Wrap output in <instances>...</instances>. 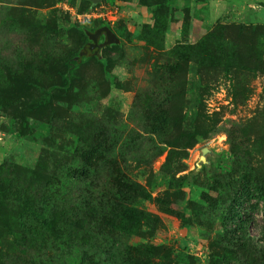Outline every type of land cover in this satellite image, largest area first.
<instances>
[{"label":"rangeland","instance_id":"obj_1","mask_svg":"<svg viewBox=\"0 0 264 264\" xmlns=\"http://www.w3.org/2000/svg\"><path fill=\"white\" fill-rule=\"evenodd\" d=\"M6 98L0 264H264V0H0Z\"/></svg>","mask_w":264,"mask_h":264},{"label":"trees","instance_id":"obj_2","mask_svg":"<svg viewBox=\"0 0 264 264\" xmlns=\"http://www.w3.org/2000/svg\"><path fill=\"white\" fill-rule=\"evenodd\" d=\"M161 23L162 22L157 16L156 25H160ZM79 28L83 32V34H85L86 40L89 41L88 36H87V30L82 26H80ZM106 47L107 46L103 48H106ZM202 50H203L205 58L207 60H210L212 58V55L208 53L206 42L202 44ZM79 54L77 56H79ZM87 58L99 59L100 57L83 56L81 60H77L76 58L71 59L67 63V70L64 73H62L61 84H52L47 87L46 86L39 87L37 94L34 96L33 99H31V101H27L23 98L27 93H29V91L31 90V87L29 85H22L20 87L22 89L21 90L22 94L17 98V101L20 103L19 107H21L22 110H19V107H15V112H17L18 114L21 113V114H27V115H30V113L33 112L34 117L39 118V119H47V117L55 110L56 104L58 102L65 101V99L67 98L68 91L71 88V84H72V73L75 71L76 65L82 63ZM0 104L2 107L5 108V111H7L6 109L8 105H11L7 98L4 99V101L0 100ZM181 134L182 135H178L175 138V140L180 141V139H182L183 137V133ZM186 137H187L186 139H189V136H187V134H186ZM161 254H162L161 259L166 260L168 259L170 252L166 248H161Z\"/></svg>","mask_w":264,"mask_h":264},{"label":"water","instance_id":"obj_3","mask_svg":"<svg viewBox=\"0 0 264 264\" xmlns=\"http://www.w3.org/2000/svg\"><path fill=\"white\" fill-rule=\"evenodd\" d=\"M93 3H99L101 0H91ZM87 36L89 43L83 47L79 56L76 57L77 60H81L83 56H98L100 57L101 48L111 45L119 44L120 38L109 26H101L94 31H87ZM103 38L102 41L100 39ZM208 152V149H203L201 160L205 162V155Z\"/></svg>","mask_w":264,"mask_h":264},{"label":"flooded vegetation","instance_id":"obj_4","mask_svg":"<svg viewBox=\"0 0 264 264\" xmlns=\"http://www.w3.org/2000/svg\"><path fill=\"white\" fill-rule=\"evenodd\" d=\"M102 40H103V38L100 39V41H102Z\"/></svg>","mask_w":264,"mask_h":264}]
</instances>
